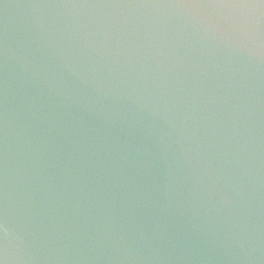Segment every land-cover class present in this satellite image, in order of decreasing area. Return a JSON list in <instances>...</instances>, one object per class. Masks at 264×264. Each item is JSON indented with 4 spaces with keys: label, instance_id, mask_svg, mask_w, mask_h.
I'll list each match as a JSON object with an SVG mask.
<instances>
[{
    "label": "clouds",
    "instance_id": "clouds-1",
    "mask_svg": "<svg viewBox=\"0 0 264 264\" xmlns=\"http://www.w3.org/2000/svg\"><path fill=\"white\" fill-rule=\"evenodd\" d=\"M33 7L91 11L42 16L24 41L0 40L5 101L17 73L45 98L30 103L38 131L23 128L19 183L6 103L0 111V264H180L189 233L234 264L250 261L262 243L253 199L264 0ZM177 212L183 238L161 219Z\"/></svg>",
    "mask_w": 264,
    "mask_h": 264
},
{
    "label": "water",
    "instance_id": "water-1",
    "mask_svg": "<svg viewBox=\"0 0 264 264\" xmlns=\"http://www.w3.org/2000/svg\"><path fill=\"white\" fill-rule=\"evenodd\" d=\"M44 2V0H0V40L5 38L11 43L13 41L22 42L34 30L35 23L41 19L42 16H54L56 14H66L69 11L89 12L91 10H66V9H40L33 7V5ZM51 2H63V0H51ZM71 2H85V0H71ZM92 2H109V0H92ZM123 2V0H121ZM95 11H109L95 10ZM220 58H224V53H211ZM11 71V69H9ZM242 71L244 69H241ZM3 71L0 66V72ZM27 96V100H26ZM7 104L9 115L8 131H9V168H10V183L13 176L12 169L15 166L17 169L16 180L19 183L20 174L19 168L21 166L22 153L24 152L23 128L26 123L33 125V130L38 131V127L31 115L30 103L32 108L39 107L45 104V98L38 93L33 92L24 83L22 74L17 73L14 80L9 81L7 92V100L5 101L3 93V84L0 83V111ZM57 119L62 116L61 110L53 104L52 101H47L45 105ZM255 120L254 124L259 134L260 139V166L259 176L260 182L254 189V212L253 220L257 229L258 236L261 240V247L259 251L253 252L252 259L245 261L244 264H264V69L260 70V80L257 85L256 99H255ZM89 126H99V121L90 115L81 117ZM3 128L2 119H0V130ZM55 135V132L52 133ZM155 174V169H153ZM19 207L23 209L24 205ZM23 211L21 212V221H25ZM168 226L170 234H179L184 237V219L179 212L161 217ZM188 252L186 256L191 259H186L180 264H234L225 258V253L205 243L199 239L195 233H189L187 236ZM173 254H179L174 250V241H168L165 245Z\"/></svg>",
    "mask_w": 264,
    "mask_h": 264
}]
</instances>
